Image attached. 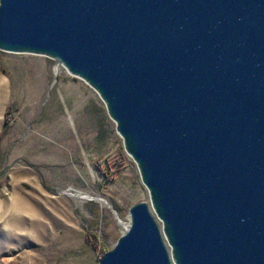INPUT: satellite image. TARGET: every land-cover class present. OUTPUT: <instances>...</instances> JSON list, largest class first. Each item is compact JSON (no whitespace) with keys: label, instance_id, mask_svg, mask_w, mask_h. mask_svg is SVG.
Instances as JSON below:
<instances>
[{"label":"water","instance_id":"water-1","mask_svg":"<svg viewBox=\"0 0 264 264\" xmlns=\"http://www.w3.org/2000/svg\"><path fill=\"white\" fill-rule=\"evenodd\" d=\"M0 51L90 86L137 166L99 264H264V0H0Z\"/></svg>","mask_w":264,"mask_h":264},{"label":"rangeland","instance_id":"rangeland-1","mask_svg":"<svg viewBox=\"0 0 264 264\" xmlns=\"http://www.w3.org/2000/svg\"><path fill=\"white\" fill-rule=\"evenodd\" d=\"M115 128L53 60L0 51V264H99L115 246L150 202Z\"/></svg>","mask_w":264,"mask_h":264},{"label":"bare ground","instance_id":"bare-ground-1","mask_svg":"<svg viewBox=\"0 0 264 264\" xmlns=\"http://www.w3.org/2000/svg\"><path fill=\"white\" fill-rule=\"evenodd\" d=\"M57 72H58V74H59V72H60V69L58 70L57 69ZM75 197H77V198H84V199H90V198H93V196H91V195H88V194H84V193H75V194H73ZM96 199H100V197L99 198H96ZM102 202L104 201L102 198L100 199ZM108 203V202H107ZM110 205V204H109Z\"/></svg>","mask_w":264,"mask_h":264}]
</instances>
